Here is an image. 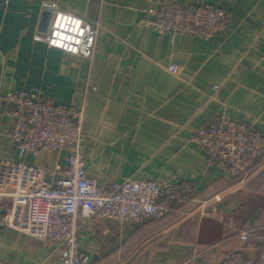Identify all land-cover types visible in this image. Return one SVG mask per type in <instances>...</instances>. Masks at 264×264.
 Masks as SVG:
<instances>
[{
	"label": "crops",
	"instance_id": "obj_1",
	"mask_svg": "<svg viewBox=\"0 0 264 264\" xmlns=\"http://www.w3.org/2000/svg\"><path fill=\"white\" fill-rule=\"evenodd\" d=\"M45 1L98 23L92 59L35 39L50 25ZM158 1L227 7L231 22L209 39L158 33L140 23ZM32 87L58 103L84 105L89 177L186 180L199 192L193 205L162 217L93 218L78 241L88 264H209L240 245V229L264 220V160L241 182L191 140L222 114L264 134V0H0V157L40 166L55 183L70 148L20 157L10 134L2 98ZM0 259L61 264L51 241L7 226L0 227Z\"/></svg>",
	"mask_w": 264,
	"mask_h": 264
},
{
	"label": "built area",
	"instance_id": "obj_2",
	"mask_svg": "<svg viewBox=\"0 0 264 264\" xmlns=\"http://www.w3.org/2000/svg\"><path fill=\"white\" fill-rule=\"evenodd\" d=\"M51 11L48 30L35 35L51 48L92 59L98 23L57 9ZM231 22L227 7L206 3L187 6L158 1L145 10L140 23L158 33H179L209 39L225 31ZM176 65L169 69L177 70ZM2 100L9 103L13 119L11 137L18 155L41 150L70 148L64 176L47 180L46 169L17 158L0 157V227H12L42 240L51 241L61 264H88L79 235L93 218L120 223L141 222L182 211L198 201V190L189 181L158 182L127 178L100 183L85 171L83 155L84 105L56 102L40 87L10 91ZM224 173L247 181L264 160V134L253 124L222 114L200 128L191 139ZM60 166L53 175L57 174ZM10 199V205L3 203ZM205 204V201L202 202ZM240 245L223 251L209 264H264V220L238 231ZM0 264H15L0 259Z\"/></svg>",
	"mask_w": 264,
	"mask_h": 264
}]
</instances>
